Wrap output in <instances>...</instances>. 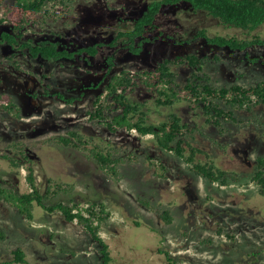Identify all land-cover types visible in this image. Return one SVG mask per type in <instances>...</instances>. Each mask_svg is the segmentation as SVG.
<instances>
[{
  "label": "rangeland",
  "instance_id": "374dc122",
  "mask_svg": "<svg viewBox=\"0 0 264 264\" xmlns=\"http://www.w3.org/2000/svg\"><path fill=\"white\" fill-rule=\"evenodd\" d=\"M147 1L74 0L68 17L49 18L29 35L79 44L110 40L120 26L142 12ZM158 23L172 39L147 43L140 55L104 48L91 58V65L78 68L71 61L51 65L18 52L13 56L7 45L0 44V91L13 92L22 109L19 119L0 111V182L19 193L28 192L26 166L31 165L41 192L48 178L73 185L70 193L60 192L45 200L46 205L104 202L111 215L99 234L108 244L110 264H169L159 250H166L174 264H264V197L251 180L256 158L264 154V106L236 111L243 122L225 123L223 133L206 124L203 116L186 104L175 108L193 129L184 138L204 150L229 176H236L228 186L195 175L182 158L158 147L150 135L124 130L112 133L88 118L87 111L101 90L94 84L105 71L104 58L111 53L116 55V70L150 68L164 56L197 52L211 58L205 70L217 85L251 84L264 79V47L250 48L246 56L244 51L212 47L194 38L200 28H205L208 35L264 37V24L252 31L228 27L186 3L164 7ZM254 57L258 61H250ZM178 71L182 82L190 68L182 64ZM49 84L50 92L60 90L67 97L80 99L69 105L48 96L45 91ZM148 97L142 89L131 94L133 100ZM164 112L154 111L152 121L163 117ZM71 129L109 143L116 155L134 154L137 160H126L119 167V179L111 178L87 150L53 142ZM18 144L23 147L19 149ZM146 154L161 161L165 177L156 174ZM3 156L19 160L20 167H11ZM205 159L198 154L197 160ZM139 198L148 200L154 209L144 207ZM163 209L170 210V224L160 217ZM33 214V219L27 220L0 201V227L7 233V238L0 241V262L9 261L12 250L21 247L31 264H103L99 244L81 225L65 221L57 210L47 211L38 205ZM229 233L234 237H227Z\"/></svg>",
  "mask_w": 264,
  "mask_h": 264
},
{
  "label": "trees",
  "instance_id": "16d2710c",
  "mask_svg": "<svg viewBox=\"0 0 264 264\" xmlns=\"http://www.w3.org/2000/svg\"><path fill=\"white\" fill-rule=\"evenodd\" d=\"M74 0H1L0 1V44L7 45L13 52L29 59H39L45 63L55 65L63 61H71L78 67L91 65V58L97 57L104 48L117 52L122 49L131 55H140L147 43L159 39H172L165 33L158 23V16L166 6H177L180 3L188 4L193 10H202L216 18L228 27H236L252 31L264 24V0H148L142 12L130 22L120 26L110 40H99L89 44H79L74 41L59 39L35 38L29 31L40 27L46 20H57L68 17L71 13ZM108 2L110 0H107ZM194 38H200L212 47L227 48L231 51H244L254 47H264V37L254 35L251 38H237L222 34L208 35L205 28H200ZM218 59V56H214ZM258 57L250 61H258ZM116 55L111 53L104 58L105 71L94 84L101 86L93 100L92 108L87 111L88 118L106 127L112 133L118 131H135L141 136L150 135L161 149L180 157L188 164L192 173L207 179L210 183L228 186L236 176H229L227 170L219 167L207 153L191 144L184 137L193 129L185 122L175 109L179 104H186L196 114L202 115L204 122L213 125L220 133L225 131L224 124L233 122L240 124L243 120L236 115L238 110L251 111L257 106H264V79L251 84L232 83L217 85L211 75L205 70L211 61L207 55L197 52H185L173 56H164L157 60L153 67H122L115 69ZM12 64L18 67L17 62ZM186 64L190 71L184 81L179 80L178 67ZM52 72L49 76H52ZM46 95L55 97L66 104H73L80 99L56 90L50 92L51 85H47ZM142 89L149 94L143 100H133L131 94ZM84 92H81L83 94ZM152 99V100H151ZM173 108V110H172ZM159 109V110H158ZM164 109L163 117L152 121L154 111ZM0 111H5L14 118H21L22 109L16 101L13 92L0 91ZM54 143L62 146L83 148L87 150L98 167L111 178L119 179V167L125 161H135L137 156L116 155L114 147L100 139L86 137L79 129L68 130L66 135L53 139ZM15 146V145H14ZM19 149L23 147L17 145ZM16 148V146H15ZM22 153V152H21ZM24 159L30 162L27 155ZM198 154L205 155L206 159L197 160ZM150 165L156 168V174L165 177V166L160 160L146 154ZM11 167L19 168V160L3 156ZM26 181L29 184L28 192L19 193L13 188L5 187L0 182V201L13 208L25 219L32 220L35 205L47 211H59L67 222H76L100 246L103 264H110L111 256L108 244L100 236L101 225L106 223L111 212L104 202H89L81 206L76 202L67 204L57 202L46 205L45 200L56 196L60 192L70 193L73 185L57 182L48 178L46 189L39 191L31 165L26 166ZM252 182L258 187L259 195L264 197V154L256 158V170L251 176ZM138 201L147 209L154 206L148 200L139 198ZM161 219L170 224L173 220L170 210L159 212ZM221 233V229L218 231ZM233 238L232 234H226ZM7 238L5 229L0 227V241ZM211 242V239H207ZM164 256L169 264L175 260L165 250ZM31 264L21 247L12 250V258L7 262Z\"/></svg>",
  "mask_w": 264,
  "mask_h": 264
}]
</instances>
